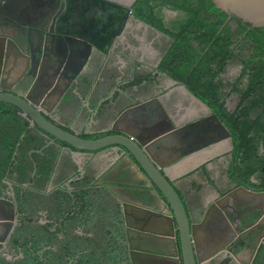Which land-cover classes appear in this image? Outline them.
I'll use <instances>...</instances> for the list:
<instances>
[{"label": "crops", "instance_id": "0c3cea01", "mask_svg": "<svg viewBox=\"0 0 264 264\" xmlns=\"http://www.w3.org/2000/svg\"><path fill=\"white\" fill-rule=\"evenodd\" d=\"M80 10V7H75L76 15H70L72 18L67 16L69 19L62 24L73 29L80 28L84 23L80 19L85 18L83 14L80 15ZM96 33H102V29L98 28ZM114 40L111 48L105 44L106 53L92 49L91 55L86 45H81L83 49L72 45L70 68L75 72L83 62L81 74L84 78L76 85L72 105L73 109L87 108L81 119H75L76 115L73 116L70 110L68 112L69 108H64L63 122L68 125L73 123L77 128L75 133L105 136L119 134L115 130H123L146 141L164 130L170 118L175 126H180L211 114L204 102L185 89V84L161 70L160 65L172 45L170 37L144 22L130 19L120 37ZM229 105L235 108L232 100H229ZM166 115L168 118H165ZM131 120H134L132 124ZM95 122L99 123V131H85L88 124ZM233 145V140L224 139L164 169L187 212H191L188 215L193 223L200 222L214 202H217V208L225 204L227 207L235 204L240 208L242 201L250 197L238 190L237 194L233 192L228 196L226 201H219L240 186L229 174ZM122 155L123 151L118 147L98 153L62 148L55 175L47 189L33 197L23 196L25 204L29 198L42 202V205L36 203L34 208L29 209L35 215H41L38 217L40 223H45L47 218V221L57 224L58 231L51 233V254L60 264H72L74 261L81 264H114V257H119V264L126 261V228L123 216L117 209L120 202L108 189L96 188L94 185L101 173L115 165ZM165 156L167 160L174 158L170 151ZM123 160L129 162L126 158ZM158 161L164 163L162 157ZM125 167L126 164L117 169V176L124 183L123 186L135 183L133 178L139 176L135 169L125 170ZM76 182L81 183L74 186ZM118 186L119 189L126 188ZM14 193L13 187L9 185L6 194L10 197H6L13 199ZM137 214L138 217H147ZM230 215H234L233 210L229 212ZM129 221H133L132 224L138 228L144 226V222L137 221L136 217L129 218ZM41 237L46 239L45 235ZM218 241H210L209 244L212 247L220 243Z\"/></svg>", "mask_w": 264, "mask_h": 264}, {"label": "trees", "instance_id": "16d2710c", "mask_svg": "<svg viewBox=\"0 0 264 264\" xmlns=\"http://www.w3.org/2000/svg\"><path fill=\"white\" fill-rule=\"evenodd\" d=\"M133 9L137 19L172 39L161 70L185 84L231 132L230 178L263 191L264 28H253L234 16L228 19L212 0H137ZM167 11L177 13L176 17ZM230 65L242 66L233 83L223 77ZM234 94L238 103L229 111L227 99ZM52 138L18 107L0 102V197L11 185L21 211L28 209L23 196L47 189L61 149L78 151L60 140L46 146ZM0 264L12 263L2 259Z\"/></svg>", "mask_w": 264, "mask_h": 264}, {"label": "water", "instance_id": "95a60500", "mask_svg": "<svg viewBox=\"0 0 264 264\" xmlns=\"http://www.w3.org/2000/svg\"><path fill=\"white\" fill-rule=\"evenodd\" d=\"M27 1L13 0L11 8L17 14H23L22 9ZM99 2L100 4L96 5L95 8L93 7L85 19H80L84 22L80 25L81 27L74 30L76 34L74 36L76 38L74 48L83 49L81 45H86L89 55H91L92 49L106 53L105 44L111 48L114 39L120 37L123 28L130 19L140 21L134 14L133 3L130 5L120 4L111 0H99ZM212 2L217 9L225 12L229 17L234 16L253 28H264V0H212ZM0 14L8 17L13 15L4 10H0ZM88 17L90 18L88 19ZM64 19L67 20L69 17ZM96 26L102 29V33H96L98 30ZM117 27H119L118 31H116ZM53 59L55 60L56 56H53ZM82 65L83 62L74 72L72 81L75 82L81 74ZM184 87L190 92L185 85ZM11 91V88L0 86V102L18 107L40 129L56 140L84 152L106 151L118 147L123 151L122 158H126L135 171L141 175V181L144 185L125 184L124 186H128L130 193L120 198L126 222L129 221V218L135 217L137 221L144 222L142 228H135L138 232L136 240L140 245L129 248L131 264H158L159 261L162 264H201L205 259L212 258L221 252V249L211 247L210 241L215 242L219 239L220 245L223 244L226 247L232 241L230 240V233L218 227L221 225L220 223L228 222L229 211L235 212L236 205L229 204L227 207L225 204L223 207L217 208V202H214V205H210L207 209L202 220L193 223L181 196L164 173L165 168L209 148L211 144L214 145L224 139L233 140L231 132L206 103L204 105L210 111V115L180 126H175L170 118V123L164 130L154 134L146 141L140 140L123 130H115L120 132L119 134L85 139L77 133L56 126L47 120L29 99H24ZM194 97L201 101L196 95ZM165 118L168 116L166 115ZM133 122L134 120L130 121L131 124ZM51 143L53 141L49 144ZM173 143L179 145V147L176 145L172 148V151L178 152V155L167 160L168 157L165 154L169 152V146ZM160 157L163 158L164 163L158 161ZM238 190L253 199L259 197L264 199V191H256L241 184L221 197L219 201H226L228 196L232 195L233 192L237 194ZM7 204L14 207V202L0 198V210H3ZM256 205L260 207L259 211H263V214L246 232L247 242H244L246 247L253 243L264 242V203ZM137 213L145 214L147 217H138ZM249 219L252 220V217ZM210 223L214 232L212 229L207 231ZM127 227L130 228L128 224ZM208 236L210 237L207 238ZM203 246L204 248H202ZM209 247L210 250L205 252ZM166 250L167 252L172 250V253L168 252V255H162V252Z\"/></svg>", "mask_w": 264, "mask_h": 264}, {"label": "flooded vegetation", "instance_id": "af4514ba", "mask_svg": "<svg viewBox=\"0 0 264 264\" xmlns=\"http://www.w3.org/2000/svg\"><path fill=\"white\" fill-rule=\"evenodd\" d=\"M111 1L128 5L133 3V8L137 0ZM12 2L13 0H0V10L13 14L10 17L0 14V86L11 88V92L24 99H29L32 105L56 126L67 131H77L73 123L68 125V123L63 122L64 108L67 107L69 110L73 108L71 99L76 85L84 78L80 74L75 82L72 81L74 71L70 68L69 59L72 56L70 53L71 45H74L76 34L74 27L64 26L62 21L67 16L76 15L75 7H80V15L83 14L82 17H86L88 10H92L93 6L100 4L99 0H28L23 6V14H17L11 8ZM167 12L170 14L169 11ZM176 15L177 13L174 12L168 16L176 17ZM118 29L119 27L116 28V31ZM53 56H56L55 60ZM241 70L242 66L240 65H230L227 74L223 75L224 81L235 82L240 77ZM226 90H230V88L228 87ZM229 100H232L233 105H236L238 97L234 94L227 99L228 110L234 111L235 108L229 105ZM85 110L80 107L77 108L76 113H71L73 116L76 115L75 119L77 117L81 119ZM98 127L99 123L95 122L88 124L87 129H84H86L85 131H99ZM55 140L53 137L50 142L53 141L54 143ZM174 146H176L174 143L169 146V151L173 153V157L177 156V153L172 151ZM232 148L234 150V145ZM120 159L115 165L106 168L94 185L96 188L108 189L116 201L120 202L117 209L124 219L126 248L128 249V257L125 258L126 261L123 264H131L129 248L140 244L136 240L138 237L136 226L132 224L133 221L126 222L122 206H120L121 196H127L130 190L127 186H122L124 183L119 181L117 169L122 168L124 164H126L125 170L134 169V167L130 162H125L122 157ZM138 175L133 178L135 183H130L131 185H144L140 180L141 175ZM255 179V177L252 178V181ZM118 184L121 188H126L119 189ZM6 196L10 197L6 194L0 198L14 202V207L7 204L3 210H0V260L9 261L12 264H60L59 260L51 254L53 248L51 233L55 234L58 231L57 224L47 221V218H45V223H40L38 217L41 215L37 216L29 209L21 211L15 196L13 199ZM263 203V197L245 198L241 207L236 208L233 212L234 215L227 217L228 222L220 223L221 225L218 227L230 233V240L232 241L228 243L227 247L223 244L220 245L221 243L213 245L221 249V252L212 258L205 259L201 264H264V242L253 243L248 247L244 245V242H247L246 232L263 214V211H259L260 207L256 204L262 205ZM251 217L252 220L249 219ZM127 224L130 228L127 227ZM211 226L210 223L207 231ZM41 235H45L46 239H43ZM209 250L210 247L205 252ZM168 252L172 253V250ZM168 252L166 250L162 252V255H168ZM72 264H81V262L74 261ZM158 264L162 263L159 261Z\"/></svg>", "mask_w": 264, "mask_h": 264}, {"label": "rangeland", "instance_id": "374dc122", "mask_svg": "<svg viewBox=\"0 0 264 264\" xmlns=\"http://www.w3.org/2000/svg\"><path fill=\"white\" fill-rule=\"evenodd\" d=\"M171 15L173 14V13H170ZM76 101H78V100H76ZM232 105V104H231ZM67 111L69 112V109H67ZM70 112H72V113H76L77 112V108H75L74 107V109L72 108V109H70ZM47 146V145H46ZM32 194V193H31ZM33 195V194H32ZM26 197H27V194H26ZM26 207L28 208V209H30V208H34L35 207V204L37 203V204H39V205H42V202L40 203V202H36V200H34L33 198H29V199H27L26 200ZM188 212H189V215H191V212L188 210ZM195 216V215H194ZM124 254H126V252H124ZM118 258L119 257H114V264H119V263H117L118 262ZM83 258H80L79 260H82Z\"/></svg>", "mask_w": 264, "mask_h": 264}, {"label": "clouds", "instance_id": "9594fccd", "mask_svg": "<svg viewBox=\"0 0 264 264\" xmlns=\"http://www.w3.org/2000/svg\"><path fill=\"white\" fill-rule=\"evenodd\" d=\"M72 132H74V131H72ZM75 133V132H74ZM79 135H81V134H79ZM79 151V150H78ZM79 152H84V151H79ZM87 153H90V152H87ZM93 153H96V152H93ZM241 185V184H240Z\"/></svg>", "mask_w": 264, "mask_h": 264}]
</instances>
